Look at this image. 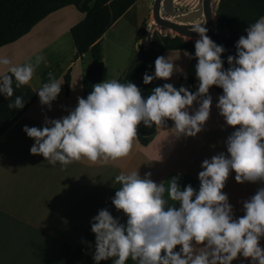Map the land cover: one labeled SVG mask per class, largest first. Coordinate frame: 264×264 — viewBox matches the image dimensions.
Segmentation results:
<instances>
[{"label": "clouds", "instance_id": "1", "mask_svg": "<svg viewBox=\"0 0 264 264\" xmlns=\"http://www.w3.org/2000/svg\"><path fill=\"white\" fill-rule=\"evenodd\" d=\"M190 31L199 36L195 41L199 81L195 93L165 83L144 98L136 84L107 79L94 85L86 99L78 97L68 115L45 117L42 128L23 129L35 141L31 154L43 156L53 167L81 161L107 164L129 155L141 123L162 128L171 120L177 138L195 137L210 118V89L223 90L216 107L235 129L226 140L227 154L221 152L202 162L198 191L191 185L182 189L178 177L157 183L151 173L141 177L132 170L117 175L115 182L120 187L112 204L127 221L121 223L107 209L93 218L96 264L108 260L127 264L129 259L135 264H233L240 257L251 264H264L260 246L264 187L243 202L244 215L239 218L234 217L223 191L233 171L237 183L264 182V16L245 29L246 35L235 45L236 54L227 58V69L221 59L225 49L209 37L207 28L197 24ZM41 63H46L42 55L22 65L0 58V66L6 68L0 74V94L13 97V83L16 88L28 85ZM178 70L182 71L171 56H158L155 74L145 73L143 82L170 80ZM61 87L55 75L48 73V82L36 90L41 105L51 108ZM194 104L199 106L190 113ZM24 106L20 96L8 104L10 110Z\"/></svg>", "mask_w": 264, "mask_h": 264}, {"label": "crops", "instance_id": "2", "mask_svg": "<svg viewBox=\"0 0 264 264\" xmlns=\"http://www.w3.org/2000/svg\"><path fill=\"white\" fill-rule=\"evenodd\" d=\"M128 11L101 40L104 67L99 83L103 82L107 65L105 41L112 38L109 34L116 33V27ZM84 17L75 6H66L50 14L16 42L0 47V58L7 57L14 65L34 62L38 55L46 58V63H41L28 84L34 91L48 82L50 72L62 84L61 93L51 108L41 105L37 96L31 106L0 131V264H96L93 259L96 237L91 230L93 218L101 209H107L121 223L127 221L112 204L120 187L115 182L117 175L136 170L141 177L151 173L157 183L178 177L182 189L191 185L198 191L202 162L221 152L227 154V137L235 131L226 124L216 107L223 92L212 87L210 118L195 137L177 138L171 131L174 122L169 120L170 127L157 128L149 145L144 146L134 138L127 157L107 164L81 161L63 168L59 163L53 167L43 156L32 155L30 149L35 141L27 136L24 127L42 128L45 117L60 119L75 109L78 97L84 98L83 76L94 62L90 52L75 59L77 50L70 33ZM134 50H138L136 42ZM185 53L192 57L184 49L167 50L162 55L171 56L177 69L182 70L166 81L176 89L183 86L195 93L199 85L196 68ZM5 71L6 68L0 66V74ZM123 72L113 79L118 80ZM66 77L70 78L68 94ZM190 77L194 79L193 84H189ZM198 106L194 104L189 112H194ZM235 175L234 171L230 174L223 191L233 207L234 217L239 218L244 215L243 202L264 187V182L240 184ZM260 246L264 248V238ZM100 264H112V261ZM127 264L135 262L129 259ZM233 264H251V261L240 257Z\"/></svg>", "mask_w": 264, "mask_h": 264}, {"label": "trees", "instance_id": "3", "mask_svg": "<svg viewBox=\"0 0 264 264\" xmlns=\"http://www.w3.org/2000/svg\"><path fill=\"white\" fill-rule=\"evenodd\" d=\"M139 0H0V47L11 44L28 34L38 23L50 14L73 5L85 17L74 25L71 36L76 46L75 59L82 58L90 52L94 63L103 61L101 40L104 34ZM215 27L210 33V38L225 49L221 59L224 68L229 67L227 58L236 54V43L241 36L246 35L245 29L248 25L264 16V0H220L216 11ZM154 20H152V23ZM145 23L140 26L139 33H145ZM141 38H139L140 40ZM138 40V41H139ZM187 50L192 54L191 65L196 68L198 63L195 58V43L181 37H161L152 47L146 48L140 45L130 66L118 78L120 82H132L140 88L144 98H147L153 89L162 87L165 80H153L151 84H144L145 73L155 74V60L162 56L167 50ZM93 68H90L83 76L84 98L92 91L94 85L91 81ZM194 79L189 78V84ZM14 95L10 99L0 94V131L22 110L31 106L36 100L37 94L28 85L20 88L13 83ZM66 93H69L70 78L65 79ZM217 92L223 90L213 87ZM191 91V90H190ZM192 92V91H191ZM17 96L23 97L25 106L23 109H9L8 104L14 102ZM170 127L167 120L164 125ZM157 127L149 128L141 123L138 127L137 138L142 145L147 146L153 140Z\"/></svg>", "mask_w": 264, "mask_h": 264}, {"label": "rangeland", "instance_id": "4", "mask_svg": "<svg viewBox=\"0 0 264 264\" xmlns=\"http://www.w3.org/2000/svg\"><path fill=\"white\" fill-rule=\"evenodd\" d=\"M219 2L220 0H212L215 20L217 18L216 11ZM153 4L154 0L138 1L130 8L124 20L116 27V33L114 35L113 33L109 34L112 38L108 42L105 41L107 65L103 74V82L107 79H113L119 72L125 71L130 66L136 54L134 50L135 42L138 48L140 45L149 48L152 47L159 38L166 36L172 38L177 36L185 41L190 40L194 43L198 39H189L179 36V34L172 30L158 26L155 21L151 24L152 20H154ZM161 14L164 18L191 29L197 24L203 26L205 24L202 11V0H171V2H169V0H163ZM143 22L145 23L146 30L145 33L141 35L139 33V26H141ZM139 38L141 39L139 40ZM67 47H65V49H67ZM57 70L60 72L61 68H57Z\"/></svg>", "mask_w": 264, "mask_h": 264}, {"label": "water", "instance_id": "5", "mask_svg": "<svg viewBox=\"0 0 264 264\" xmlns=\"http://www.w3.org/2000/svg\"><path fill=\"white\" fill-rule=\"evenodd\" d=\"M171 2V0H169ZM163 4V0H154L153 4V18L155 23L163 28H166L168 30H172L179 34V36L185 37V38H199L198 34L191 32V28L185 27L179 23H176L174 21H171L167 18H164L161 14V7ZM202 11L205 18V24L204 27L207 28V34L210 36L211 31L215 27V18L213 15V5L212 0H202ZM104 63L102 62H96L93 63V75L91 77V81L93 84L99 83V80L102 75Z\"/></svg>", "mask_w": 264, "mask_h": 264}]
</instances>
